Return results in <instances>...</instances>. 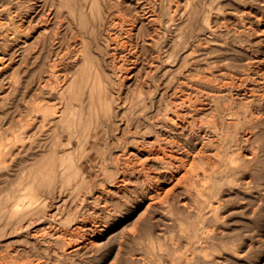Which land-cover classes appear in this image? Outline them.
Masks as SVG:
<instances>
[{"label":"bare ground","instance_id":"1","mask_svg":"<svg viewBox=\"0 0 264 264\" xmlns=\"http://www.w3.org/2000/svg\"><path fill=\"white\" fill-rule=\"evenodd\" d=\"M16 1V16L21 23L27 20L30 25L39 15L38 8L44 10L47 3V0H40L39 4L38 0ZM204 1L52 0L51 5L55 2L57 5L47 15L58 17L64 9L74 42H82V48L70 54L74 68L70 73H61L59 62L50 60L53 55L50 49L41 60L39 78L42 80L43 71L48 74L34 93L38 101L33 108L36 127L43 136L39 143L42 152L30 166L42 163L52 178L66 170V174L82 182L89 180L91 189H95L92 195L95 216L92 219H78V214L74 217L73 227L77 231L73 236L79 239H67L56 225L52 229L57 240L69 245L63 249L64 254L97 250L108 232L107 239L122 235L124 230L118 229L119 224L111 228V221L120 214L117 204L109 200L115 190L130 195L123 199L125 220L130 219L131 226L126 227V237L133 234L138 246H133L130 252L141 264H196L199 261L216 264L225 260L213 256L218 247L217 235L208 222L221 218L219 210L224 205L221 199L226 200L221 198L220 184L216 182L231 175L238 181L239 172L258 158L259 149L241 151V157L233 155V151L243 143H253L255 136L264 140V13L251 5L244 8L242 15L230 16L234 24L227 25L225 35L219 38L228 46L207 62V67H213L208 73L209 70L202 69L200 59H194L188 68L191 62L186 59L184 64L179 56L184 29L190 36L196 35L197 44L211 37V32L217 34L213 30L206 33L214 7L207 6L211 0ZM252 2L264 7V0ZM87 33L94 35L97 44V64H91L87 54L92 50L83 38ZM101 37L104 44L100 43ZM91 52L92 58L94 51ZM79 62L82 67L76 71ZM89 65L93 66L90 74ZM134 84L138 93H132ZM32 125V120L21 123L19 136L28 137ZM114 130H120V135L112 142L115 152L110 169L108 163L103 165L106 161L102 157L111 149V142L103 146L100 141ZM18 138L9 145L11 151ZM116 178L114 187L108 184ZM184 192L189 194L183 195ZM31 196H17L13 200L17 208L11 212L5 209L4 213L11 214L0 215V239L9 228L13 234L28 231L41 242L44 233L32 228L33 224L42 221L53 225L59 220L62 212L58 204L43 213L40 211L47 203H35L38 198L32 193ZM168 212L171 217H166ZM195 214L201 218L197 232L168 239L166 233L176 227L177 219H181L179 224L184 228L186 219ZM248 244L252 246L253 242ZM11 251L8 264H47L49 259L41 260L43 256L39 259L37 256V261L23 262L22 254L29 251L28 247L17 246Z\"/></svg>","mask_w":264,"mask_h":264},{"label":"rangeland","instance_id":"2","mask_svg":"<svg viewBox=\"0 0 264 264\" xmlns=\"http://www.w3.org/2000/svg\"><path fill=\"white\" fill-rule=\"evenodd\" d=\"M41 1L38 0L36 2L39 4ZM55 1L57 2L58 0ZM56 2L54 5H51L52 0H47L44 10L43 7L41 9L39 7V15L32 21L30 25L29 21L27 20L23 22L24 24L21 23L19 17L16 16V0H0V8H2L0 10V203L2 204H0V215L5 213L8 214L13 211L14 208H17L18 205L13 201L17 198V196L30 198L32 197L31 193L38 198L35 203H47L46 208L43 209L41 206L43 210L41 209L40 212L45 213V211L47 212L51 210V208H54V206L57 204L59 211L62 212L59 220L53 225H50L49 223L47 224V222L44 223L42 221L33 224L32 228L40 229V232L44 233V236L42 237L44 240L41 242H37L34 237H32V235L27 233L28 231L20 230L13 234L8 228V233L0 239V245L2 247L0 251V263L2 261L1 264H3V262L4 264H8L10 259L8 254L12 252L11 250H14L17 246H26L28 247L29 251H26L22 254L23 257L21 260L23 262H27L29 260L37 261L41 256H43L40 258L41 260L42 258H49L46 259L47 264H141L137 259L133 258V255H131L130 252L133 250V246H138L137 243H134L133 234L129 233V238L126 237V227L131 228V226L129 225L130 219L125 220L123 199L130 196L128 193H116L114 190L112 194H110L111 196H109L111 203H116L120 212V214L116 215L111 221V225L113 224L111 228L114 227V225L119 224L118 229L124 230L122 235L115 239H107L110 235L108 232L104 238L103 245H101L97 250H82V252L77 255H66L64 254L63 249L69 245L66 244V241L64 243L61 240H57L53 235L52 229L56 225L59 229H61L62 234L66 236L67 239L72 238L74 241L79 239V236H73V234H75L77 231L76 228H74V217L77 214L78 217L80 216L78 219L81 217L92 219L95 216L94 204H92V195L95 189H91L90 183H88L89 180L88 182H82L81 179L76 178L75 176L68 173L66 174V170H64L63 173H59L58 171L59 174L52 178V175L50 176L49 174L48 168H45L42 163H38L37 167H35L37 164L33 165V167L30 166L33 161L40 157L42 152V150H40L41 147L39 143L43 136L36 127V110L33 108L35 107V103L38 101V98L36 95H34V93L37 90V87L41 85L40 81L44 80L48 74V71H43L41 76L42 80L39 78L40 74L38 69L42 63L41 60L47 53L48 49H50L51 53L53 54L50 60H56L59 62V70L61 73H66V71L67 73L68 71L70 73V70L74 69L72 68L73 63L71 61L70 54H74L76 52V48L82 45V42H74L71 30L68 28V19L65 17L66 11L64 9L62 10L63 14L59 15L58 17H55L54 15H52L53 17H49L47 15V12L50 8H55V4L57 5ZM204 2H206V0ZM208 4L213 5L214 8L211 11L210 26L207 28L206 33L208 34L213 30L217 32V34L211 32V37L202 39V43L197 44L198 41H196L194 38L196 35L192 37L189 34H186L185 31L187 30L184 29L182 33L183 37H181L180 46L182 45V47L179 51V56L181 59L183 58L184 64L186 59L189 61L188 63L191 62L190 64H187L188 66L190 65V67L186 66L188 68L192 67L191 65H193L192 63L194 59H200L202 69L207 71L209 70V73L213 67H207V62H209L210 59H213V57L217 54L223 53L224 49H226L228 46V44L220 41L219 38L220 36L222 37L225 35V29L227 25L234 24L232 23L233 18H230V16L233 14L242 15L244 8L252 6L253 8L257 7L258 10L264 13V7L263 5H260L261 3L259 4L260 6L253 4L252 0H241V2L240 0H211L207 3V6ZM33 14L35 15L36 12ZM180 22V24L185 25L183 21L180 20ZM19 29H21L20 32ZM198 31L199 30L197 29V32ZM5 34H9V36L6 37ZM169 36L170 35H168L167 40L169 39ZM83 38H85V42L88 45L87 47H92V50L90 48L89 49L94 51L92 58V52L89 49L88 50L90 52H87V54H89L88 57L92 60H90L91 64H97L98 62L96 56L98 57L99 54L95 50L97 48V44L95 43L94 35L92 34L91 36L87 33ZM44 39H46V43H44ZM102 42L103 38L101 37L100 43L104 44ZM218 44L221 47H218ZM193 52H195L197 55L195 56L194 53L193 56ZM187 54H189V56L184 58V56ZM38 55L40 56L38 57ZM93 61H96L97 63H94ZM89 66L90 67L88 68L90 74V68H93V66ZM75 67L76 71L80 70L82 67V62L76 64ZM186 67L183 69L184 71L188 69ZM65 68L70 69L66 70ZM27 81L30 82L26 88L25 84ZM16 84H18V86H16ZM135 86L136 85L134 84L133 87ZM136 87L135 89L137 91L133 88L132 93H138V88ZM31 120L33 121V125L30 127L31 130L28 132V137L25 136L22 138V136H19L20 129H18V127L21 125V123H26ZM119 135L120 130H114L111 135H104L100 141V144L103 146L107 145L108 141L111 142V149H106V155L102 157V160L106 162L101 161L103 165L104 163H108L111 166V168L109 166L110 169L113 168L114 163L112 162L114 160L112 159V156L115 152V148L113 149L114 143L112 142L115 140V136ZM17 137H19L18 140H16L18 146L15 145L11 151L9 145L12 141H14V139H17ZM260 138L255 136L253 138V143L252 141H248L233 151V155L241 157L240 154L250 152L252 148V150H254L255 147L259 149L257 150L258 158L253 160L248 166L246 165L247 169H243L241 172H239V183L235 179V176L232 175L224 181L216 182L220 184L221 198H226L224 201L221 199L222 204H224L223 206H220L219 210V215L221 218L219 220L215 219V221L212 220L208 222L211 229L215 231V229L220 230L221 228V231L225 235L223 236L222 234V237L220 238L222 233L221 231L216 230L214 232L211 230L213 231V234L215 233V235H217L215 240L217 241L218 245V247H216L217 251L215 249V255L213 256L216 257L218 255L217 259L225 258L224 261L216 262V264H261L262 260L264 259V194L262 195L264 190L261 189V186L264 187V160H262L264 158V140L261 138V140H263L261 141ZM255 139L259 141L257 142ZM247 143L250 145L248 146ZM24 148L27 149L24 150ZM107 160L111 162L112 165ZM258 162L259 165L257 164ZM258 166H262V168ZM114 168L116 169L115 166ZM260 172L262 174L261 176ZM85 174L87 177H89V179L91 178L90 174ZM51 178L53 180L52 183ZM242 179L246 181L244 182ZM253 179H256L257 182ZM116 180H118V178L112 182H108V184L110 183V185L114 187L115 183L117 182ZM240 180L242 182H240ZM250 180L251 183H254L251 184ZM260 183L261 185H259ZM249 184L250 187H248ZM242 185L243 187H241ZM258 185L261 187L260 189ZM182 194L187 195L189 193L184 192ZM249 199H251L252 202H250ZM251 203H254L253 206ZM240 204L244 205L240 206ZM4 206H8V209L6 207L4 208ZM250 206L257 209L251 208ZM5 209L10 212L4 213ZM237 209H243L244 211H237ZM254 210L257 214L254 212ZM247 212L250 214L254 212V214L250 215ZM121 215L124 216L122 219H120ZM171 216L172 215L169 212L166 213V217ZM110 217H112V214ZM128 217L129 216H127V218ZM117 219H119L121 222H119ZM180 220L181 219H177L176 227L166 233L168 239H170L171 236L177 238L183 233L194 234L197 232L201 222V218L195 214L186 219V226L182 228L179 224ZM243 220L248 223V226ZM214 224L215 226L217 225V227H215ZM90 234L91 233L87 235L90 236ZM243 238H245L246 241ZM250 241L253 242L252 246L248 244ZM39 249L43 250L44 253H42ZM180 252L181 251H178L177 253ZM171 253L173 254L174 252ZM164 255L166 256V253ZM213 256L211 254V257ZM200 263L201 262L199 261L196 264ZM168 264L173 263L169 262Z\"/></svg>","mask_w":264,"mask_h":264}]
</instances>
